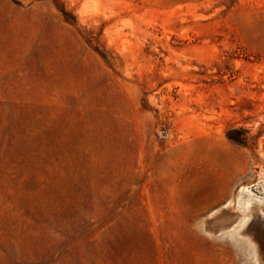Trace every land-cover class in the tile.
Instances as JSON below:
<instances>
[{
  "label": "rangeland",
  "instance_id": "rangeland-1",
  "mask_svg": "<svg viewBox=\"0 0 264 264\" xmlns=\"http://www.w3.org/2000/svg\"><path fill=\"white\" fill-rule=\"evenodd\" d=\"M0 264H264V0H0Z\"/></svg>",
  "mask_w": 264,
  "mask_h": 264
},
{
  "label": "flooded vegetation",
  "instance_id": "flooded-vegetation-1",
  "mask_svg": "<svg viewBox=\"0 0 264 264\" xmlns=\"http://www.w3.org/2000/svg\"><path fill=\"white\" fill-rule=\"evenodd\" d=\"M250 228V227H249ZM259 241V239H257Z\"/></svg>",
  "mask_w": 264,
  "mask_h": 264
}]
</instances>
